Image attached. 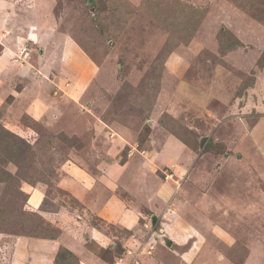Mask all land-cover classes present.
Returning a JSON list of instances; mask_svg holds the SVG:
<instances>
[{"label": "rangeland", "instance_id": "rangeland-1", "mask_svg": "<svg viewBox=\"0 0 264 264\" xmlns=\"http://www.w3.org/2000/svg\"><path fill=\"white\" fill-rule=\"evenodd\" d=\"M5 14L18 34L0 39L14 48L0 45V233H58L52 197L80 209L49 184L64 162L124 163L111 190L140 211L137 233L84 215L115 240L88 249L264 264V0H0V28ZM40 187L44 210L28 203ZM28 254L16 264H37Z\"/></svg>", "mask_w": 264, "mask_h": 264}, {"label": "crops", "instance_id": "crops-1", "mask_svg": "<svg viewBox=\"0 0 264 264\" xmlns=\"http://www.w3.org/2000/svg\"><path fill=\"white\" fill-rule=\"evenodd\" d=\"M7 12L10 11H6V13ZM8 14L2 15L1 17L3 23L0 28V39H4L7 35L11 34L14 37H17L18 34V30L10 29V32L3 31L9 30L8 28H12V26H15L17 23V20L12 16H8ZM19 38L22 39L23 37L19 36ZM4 42L0 41V45L3 49L5 51L9 50V52H13L12 49L14 48L12 46H6ZM36 85V82H33L30 88L36 87ZM39 104H36L37 106L35 108H33L32 105L27 106V108H31V113H34L38 109L41 111L43 107ZM39 115L41 116L42 114L39 113ZM167 149L170 150L169 147ZM161 157L166 163L171 158L170 156L168 158L165 156ZM174 159L173 162H175ZM65 163L66 162L63 163L62 167ZM125 166L124 163L121 166L120 164L104 165L98 163L95 168L96 175L90 174L83 168H79V166H77L75 170L73 169L74 171H69L75 173L74 175H71L60 167L61 175L58 174L59 177L56 181V188H58L60 192L70 196L72 202L73 199L76 200L77 202L73 203L80 206V209L71 207L73 206L72 204L61 203L56 200V197H52V202H47L51 206L50 211L55 215L56 212H58L55 219L60 218L63 220V223L61 224L62 226L57 228L59 231H57L58 233H56V237H54V239L37 238L26 234L9 237L6 234L0 233V253L3 255L6 254L7 256L11 253L10 264H16L17 261H19V257L24 258L27 253H29L28 257L31 258L33 262H37V264H52L56 250L58 249V246L61 245L78 258L79 264H108V260L114 262V264H128L129 262L130 264H134L133 260L138 263V257L141 255V252L134 254L133 256L128 255L126 256V259L111 257L112 259L109 258L104 260L97 252L94 253L86 247V243L88 244L92 242L105 249V246L108 247L107 245H110L112 241L114 242L115 240H112V237L105 233L102 230V227L101 229H98V224L95 225L90 223V220L85 219L84 215H87L91 220L94 219V222L112 224V227L127 232V241L134 239L132 236L134 235V231L137 230V220L140 219L141 215L140 211L134 209L131 203H128L111 190L112 186L114 187V184L122 188L129 183L132 173L127 170ZM58 171L59 168L57 169V172ZM83 174H86L87 176V183L81 180V175ZM74 178H79L80 181L75 182ZM40 190H42L41 187L38 190H32V193L28 196V203L34 209L44 210L47 196ZM51 212L48 214L52 215ZM43 213L44 212H42V214ZM165 214L166 212L163 211V215ZM45 227L47 226H42L41 230L46 231ZM158 229L159 232L163 231L160 227ZM136 233L137 231L135 234ZM127 251L129 252L131 250ZM23 252H26L25 256ZM0 259L3 261L2 258ZM141 263L143 264L144 261Z\"/></svg>", "mask_w": 264, "mask_h": 264}, {"label": "trees", "instance_id": "trees-1", "mask_svg": "<svg viewBox=\"0 0 264 264\" xmlns=\"http://www.w3.org/2000/svg\"><path fill=\"white\" fill-rule=\"evenodd\" d=\"M23 153V152H22ZM0 181H2L1 179H0ZM49 184H51L52 186H51V188H52V190H54V189H58V188H56V181L55 182H53L52 181V183L49 181ZM72 198V197H71ZM73 199V198H72ZM73 202H77L76 200H74L73 199ZM31 212H34V213H37L36 211H34L32 208H31ZM30 212V213H31ZM38 214V213H37ZM39 215V214H38ZM40 216V215H39ZM41 217V216H40ZM44 232V234L43 233H40V234H35V233H32L31 231L29 232V233H24V232H28L27 230H23V231H21V232H18V231H16V232H14L13 234H15L16 236L17 235H21V234H26V235H29V236H35V237H40V238H54V237H56V233H54V234H50V233H46L47 231H45V230H43ZM15 235H13V236H15ZM90 242V241H89ZM92 243V242H91ZM94 244V243H93ZM95 246H97V248H98V250L99 251H103L104 253H106V251L108 250V249H106L107 247H105V249H103L101 246H99V245H96V244H94ZM107 254V253H106ZM3 254H1L0 253V258H2L3 259ZM118 257V256H117ZM101 258H103L104 260H107V259H109V258H111V257H107V255H102L101 256ZM112 259V258H111ZM0 261H1V259H0ZM108 262V264L110 263V264H114V262H112V261H107ZM52 264H79V261H78V258L72 253V252H70L69 250H67L65 247H63V246H58V249L56 250V253H55V255H54V260H53V262H52Z\"/></svg>", "mask_w": 264, "mask_h": 264}, {"label": "clouds", "instance_id": "clouds-1", "mask_svg": "<svg viewBox=\"0 0 264 264\" xmlns=\"http://www.w3.org/2000/svg\"><path fill=\"white\" fill-rule=\"evenodd\" d=\"M153 223H155V221H154V220H153ZM160 228H161V227H160ZM133 263H134V264H137L136 262H134V260H133Z\"/></svg>", "mask_w": 264, "mask_h": 264}]
</instances>
